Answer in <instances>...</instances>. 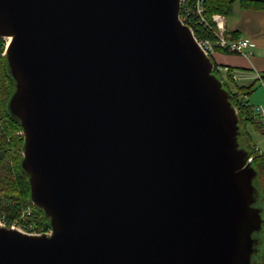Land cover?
Instances as JSON below:
<instances>
[{
  "label": "water",
  "instance_id": "95a60500",
  "mask_svg": "<svg viewBox=\"0 0 264 264\" xmlns=\"http://www.w3.org/2000/svg\"><path fill=\"white\" fill-rule=\"evenodd\" d=\"M178 15L179 0H0L6 108L50 229L0 225V264H250L256 171Z\"/></svg>",
  "mask_w": 264,
  "mask_h": 264
},
{
  "label": "trees",
  "instance_id": "16d2710c",
  "mask_svg": "<svg viewBox=\"0 0 264 264\" xmlns=\"http://www.w3.org/2000/svg\"><path fill=\"white\" fill-rule=\"evenodd\" d=\"M237 0H204V15L210 20L211 15L221 14L227 16L233 3ZM241 7L247 9H264V0H238ZM195 35L203 39H214V35L208 26L194 20ZM227 37L235 38L231 35ZM6 39L0 37V217L12 220L20 216L22 211L30 204L29 185L27 175L20 168L22 158L23 136L18 120L13 118L7 111L6 105L14 90V82L8 73L6 57L4 55ZM215 51L226 52L216 48ZM214 64L213 71L223 82L229 92L231 104L237 111L239 123L244 129L247 125L264 135V127L254 115V106L248 100V96L254 90L255 80L249 84H242L232 77L233 68L222 72L218 64L211 58ZM264 76V75H263ZM251 132L243 130L240 134L239 144L249 156H252V166L256 171L254 181L256 189H259L260 203L264 211V154L255 149L251 141ZM33 220L38 228H49L48 219L43 212L33 207ZM260 264H264V247L260 257Z\"/></svg>",
  "mask_w": 264,
  "mask_h": 264
},
{
  "label": "crops",
  "instance_id": "0c3cea01",
  "mask_svg": "<svg viewBox=\"0 0 264 264\" xmlns=\"http://www.w3.org/2000/svg\"><path fill=\"white\" fill-rule=\"evenodd\" d=\"M220 17L225 34L248 38L254 43V47L247 49L246 55L216 51L213 56L215 63L233 68L237 82L249 84L255 80L254 87L257 90L252 93L255 94L257 102L250 103L254 107L264 104V9L243 8L237 0L229 14L227 16L220 14ZM252 93L248 96L249 101Z\"/></svg>",
  "mask_w": 264,
  "mask_h": 264
},
{
  "label": "built area",
  "instance_id": "2783aa9c",
  "mask_svg": "<svg viewBox=\"0 0 264 264\" xmlns=\"http://www.w3.org/2000/svg\"><path fill=\"white\" fill-rule=\"evenodd\" d=\"M204 0H179V15L181 23L187 25L191 30L197 43L200 45L204 53L208 56L215 52L216 48L222 49L227 53L246 55V50L254 47V43L243 37L230 38L223 31L222 20L220 14H213L208 20L204 15ZM194 20L208 26L214 35V39H201L195 35ZM7 44V42H6ZM5 44V46H6ZM218 69L222 72L228 71L227 66H219ZM232 77L235 75L232 72ZM254 115L260 124L264 127V104L257 105L253 108ZM256 150L260 153V149L256 146ZM264 152H262L263 154ZM252 160V156L248 157V161ZM33 205L30 203L26 206L19 217L7 220L4 216L0 217V225L10 226L27 234L47 233L49 228H38L33 220Z\"/></svg>",
  "mask_w": 264,
  "mask_h": 264
},
{
  "label": "rangeland",
  "instance_id": "374dc122",
  "mask_svg": "<svg viewBox=\"0 0 264 264\" xmlns=\"http://www.w3.org/2000/svg\"><path fill=\"white\" fill-rule=\"evenodd\" d=\"M7 41H8V40H6V42H7ZM215 52H216V51H215ZM214 54H215V53H213L212 56H211V58H212L213 61H214L213 56H215ZM256 84H257V86H258V85H259V82L257 81ZM254 89H255V90H254L253 92H255V91L257 90L256 87H254ZM252 94H253V93H252ZM260 97H261V96H260ZM255 98H256L255 94H253V96H251V98H249V99H250V102H251L252 104H255V102H257ZM257 98H258V96H257ZM241 130H242V131H243V130H247L249 133L251 132V136H252V137L250 138L251 141H253L255 147L257 146V147L260 149V151L264 152V135H262V134H260V133H258V132H256V131H254V130L251 128L250 125H247V127H245L244 129L241 127ZM262 152H261V154H262ZM263 154H264V153H263ZM255 206H259V202H256V203H255ZM262 214H263V213H262ZM253 236H254L255 238L259 239L260 241H259V243H258L257 246H256L257 251H256L255 253H253L252 256H251L250 264H260V256H259V254L262 252V242L264 241V227L262 228V230L253 233Z\"/></svg>",
  "mask_w": 264,
  "mask_h": 264
},
{
  "label": "bare ground",
  "instance_id": "6f19581e",
  "mask_svg": "<svg viewBox=\"0 0 264 264\" xmlns=\"http://www.w3.org/2000/svg\"><path fill=\"white\" fill-rule=\"evenodd\" d=\"M6 40H9L8 38Z\"/></svg>",
  "mask_w": 264,
  "mask_h": 264
}]
</instances>
